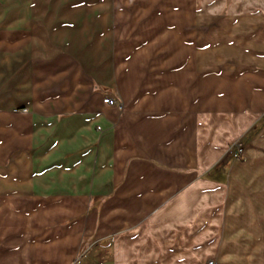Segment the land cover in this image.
<instances>
[{
  "label": "crops",
  "instance_id": "crops-1",
  "mask_svg": "<svg viewBox=\"0 0 264 264\" xmlns=\"http://www.w3.org/2000/svg\"><path fill=\"white\" fill-rule=\"evenodd\" d=\"M244 3L171 1L149 72L52 62L31 112L0 111V207L57 264H264V13Z\"/></svg>",
  "mask_w": 264,
  "mask_h": 264
},
{
  "label": "rangeland",
  "instance_id": "rangeland-1",
  "mask_svg": "<svg viewBox=\"0 0 264 264\" xmlns=\"http://www.w3.org/2000/svg\"><path fill=\"white\" fill-rule=\"evenodd\" d=\"M171 1L0 0V111L23 103L24 112H31L32 83L38 78L34 68L44 70L52 62H73L67 74L80 67L99 86L132 63L149 72L145 63L164 60L167 54L159 53L158 46L175 44V37L163 34L176 24ZM234 1L199 0L216 12ZM243 2L238 13H264V0ZM56 67L63 71L62 65ZM22 216L0 207V264H57L44 246L34 244L31 214ZM211 262L219 264L216 259L199 264Z\"/></svg>",
  "mask_w": 264,
  "mask_h": 264
},
{
  "label": "built area",
  "instance_id": "built-area-1",
  "mask_svg": "<svg viewBox=\"0 0 264 264\" xmlns=\"http://www.w3.org/2000/svg\"><path fill=\"white\" fill-rule=\"evenodd\" d=\"M104 104L108 105V106H119V103L116 99H113L109 96L104 98ZM236 150H237V155L241 156L242 152H243V145L241 143H238L236 145ZM210 264H214L213 262H211Z\"/></svg>",
  "mask_w": 264,
  "mask_h": 264
}]
</instances>
